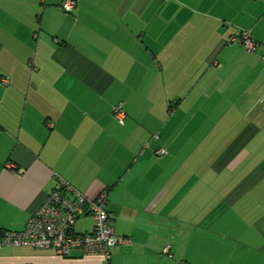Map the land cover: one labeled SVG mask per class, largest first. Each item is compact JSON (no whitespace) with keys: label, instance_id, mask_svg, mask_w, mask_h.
<instances>
[{"label":"crops","instance_id":"0c3cea01","mask_svg":"<svg viewBox=\"0 0 264 264\" xmlns=\"http://www.w3.org/2000/svg\"><path fill=\"white\" fill-rule=\"evenodd\" d=\"M62 1L0 0V231L59 174L109 192L132 242L107 264H264V0ZM0 264L104 263L0 246Z\"/></svg>","mask_w":264,"mask_h":264},{"label":"built area","instance_id":"2783aa9c","mask_svg":"<svg viewBox=\"0 0 264 264\" xmlns=\"http://www.w3.org/2000/svg\"><path fill=\"white\" fill-rule=\"evenodd\" d=\"M78 0H63L64 11H72ZM229 42H240L248 51H255L257 42L252 39L249 30H237L229 37ZM264 64V54L261 58ZM112 115L117 122L123 123L126 112L122 103L112 108ZM165 153L164 149L157 151ZM54 187L44 197L37 209L30 215L21 230L0 231V246H29L33 249H54L61 256H68L74 251L82 255H97L102 263L111 258V248L117 244H130L132 239L117 235L109 221V192L104 189L94 198H90L56 174ZM82 216H89L93 228L89 232H76L74 226ZM163 254L172 257L170 245L166 244Z\"/></svg>","mask_w":264,"mask_h":264},{"label":"trees","instance_id":"16d2710c","mask_svg":"<svg viewBox=\"0 0 264 264\" xmlns=\"http://www.w3.org/2000/svg\"><path fill=\"white\" fill-rule=\"evenodd\" d=\"M62 8V7H61ZM63 10V9H62ZM64 11V10H63ZM64 12H66V11H64ZM109 212V211H108ZM2 231V230H1Z\"/></svg>","mask_w":264,"mask_h":264},{"label":"rangeland","instance_id":"374dc122","mask_svg":"<svg viewBox=\"0 0 264 264\" xmlns=\"http://www.w3.org/2000/svg\"><path fill=\"white\" fill-rule=\"evenodd\" d=\"M77 222V221H76ZM76 224V223H75Z\"/></svg>","mask_w":264,"mask_h":264}]
</instances>
